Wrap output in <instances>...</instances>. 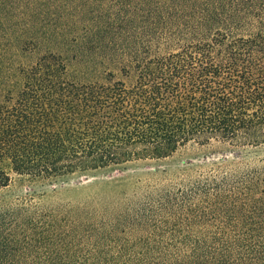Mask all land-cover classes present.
Masks as SVG:
<instances>
[{"label":"trees","instance_id":"16d2710c","mask_svg":"<svg viewBox=\"0 0 264 264\" xmlns=\"http://www.w3.org/2000/svg\"><path fill=\"white\" fill-rule=\"evenodd\" d=\"M64 11L52 34L86 77L56 43L28 63L0 47V187L191 146L233 161L74 202L0 198V264H264V156L247 157L264 145V0H65Z\"/></svg>","mask_w":264,"mask_h":264},{"label":"rangeland","instance_id":"374dc122","mask_svg":"<svg viewBox=\"0 0 264 264\" xmlns=\"http://www.w3.org/2000/svg\"><path fill=\"white\" fill-rule=\"evenodd\" d=\"M53 1L0 0V47L8 51L6 57L28 63L36 60L42 52L56 43L66 57L71 73L78 77H86L81 71L83 65L77 61L78 59H75L76 61L71 59L73 51L68 50L62 37L52 34L55 17L65 13V0H58V4ZM59 19L58 22L61 23L63 16ZM60 27L62 30V25ZM29 39H35L37 47L21 52L19 48ZM247 153L249 160L264 156V145L247 150ZM223 154L209 148L191 146L164 159L128 162L85 175L75 174L45 181H31L26 177L13 175L6 186L0 187V198L11 201L31 197L33 201L39 203L74 202L115 189L127 190L137 181L143 183L149 179L172 175L183 168L195 170L206 168L212 162L233 161L229 155L227 162L218 160Z\"/></svg>","mask_w":264,"mask_h":264}]
</instances>
